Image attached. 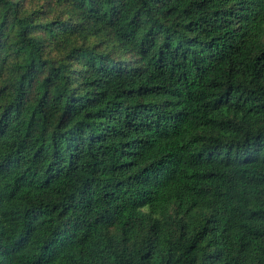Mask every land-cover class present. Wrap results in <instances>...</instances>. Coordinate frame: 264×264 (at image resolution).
<instances>
[{"label": "trees", "instance_id": "16d2710c", "mask_svg": "<svg viewBox=\"0 0 264 264\" xmlns=\"http://www.w3.org/2000/svg\"><path fill=\"white\" fill-rule=\"evenodd\" d=\"M0 264H264V0H0Z\"/></svg>", "mask_w": 264, "mask_h": 264}]
</instances>
